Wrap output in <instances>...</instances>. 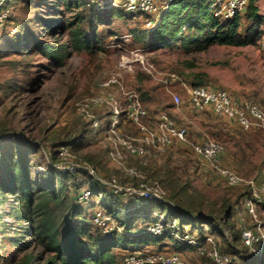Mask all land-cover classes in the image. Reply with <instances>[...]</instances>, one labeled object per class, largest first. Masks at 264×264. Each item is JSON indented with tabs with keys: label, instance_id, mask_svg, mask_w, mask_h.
<instances>
[{
	"label": "rangeland",
	"instance_id": "rangeland-1",
	"mask_svg": "<svg viewBox=\"0 0 264 264\" xmlns=\"http://www.w3.org/2000/svg\"><path fill=\"white\" fill-rule=\"evenodd\" d=\"M77 1L80 2L77 9L67 10L64 0H8L10 15L3 22L0 34V156L2 152L23 150L29 161L31 181L37 184L49 171L54 172L51 166L59 162L58 146L77 137L71 148L74 160L92 164L95 177L101 180L76 173L75 182L80 189L91 181L95 183L94 192L101 190L108 202L112 197L106 182L112 175L118 177L122 186H134L135 179L126 178L109 164L104 145L83 131L84 125L76 115L77 103L95 92V82L115 75L128 88L139 93L151 112L164 110L177 124L185 126L191 142L204 138L221 142L229 157L227 167L245 180H252L255 184L264 182V126L248 131L236 126L223 127L214 117L189 109L183 92L184 102L176 108L163 82L166 79L169 87L178 90L177 81L169 82V74L174 73L188 84L203 83L223 88L238 98L258 103L264 109V29L254 45H214L207 51L190 53L179 43L152 46L150 39L143 37L144 17L127 13L119 3L114 6L110 4L111 0ZM78 11L85 16L80 25L89 34L94 27V16L109 18L106 23L96 25L103 41L92 53L69 47V23L74 21ZM240 16L243 18V14ZM250 24L243 18L241 31L244 32ZM28 35L57 49L65 46L67 55L63 65H56L41 54L14 48L22 39L28 42ZM52 155L57 159L52 161ZM160 157L158 162L148 158H135L129 162L149 178L160 181L167 190L168 201L170 193L175 192L172 187H181L175 199L191 214H212L213 224L220 225L222 206L231 204L233 212L228 222L223 225L225 227H219L217 234L214 233L217 246L223 253L234 255V264H259L256 245L244 247L240 238L242 227L252 228L255 224L242 204L244 196L250 192L249 185L228 186L224 179L203 169L189 144L172 147ZM7 164L0 163L3 176ZM67 186L66 195L72 200L75 189L70 183ZM95 197L83 206L85 221L93 207H102L99 203L101 194ZM15 198L11 192L0 196V264H14L10 256L19 257L25 253H33L36 264H44L49 254L33 237H25L24 247L14 241L8 246L5 240L2 241L3 237L13 240L24 226L9 214L10 208L16 204ZM116 198L127 208L131 205L127 195ZM256 213L264 233L263 204L256 205ZM55 214L59 221L62 220V210L57 209ZM226 225L233 227V233L226 229ZM90 231L100 234L94 228ZM139 249L133 244L112 249L113 263L122 264L126 253ZM188 252L191 259L187 261L191 264H213L196 250L189 249Z\"/></svg>",
	"mask_w": 264,
	"mask_h": 264
},
{
	"label": "trees",
	"instance_id": "trees-1",
	"mask_svg": "<svg viewBox=\"0 0 264 264\" xmlns=\"http://www.w3.org/2000/svg\"><path fill=\"white\" fill-rule=\"evenodd\" d=\"M120 1L122 2L118 0L119 3ZM258 1L248 0L242 12L235 13L231 18L219 20L213 15V0H172L161 12L158 24L151 30L144 28L143 37L147 36L151 45L156 47L179 43L186 52L190 53L207 51L213 45L233 47L254 45L262 36L264 29V13L260 12ZM64 2L67 10L77 9L80 5L77 0H64ZM241 14L243 18L251 22L244 32L241 31L243 19ZM93 18L94 27L89 34L80 25L85 20L84 14L81 11L76 12L74 21L69 23L71 25L69 47L90 53L99 48L103 38L98 33L96 25L106 23L109 18L106 15ZM28 36V42L25 43L23 42L25 39H22L14 48H21L20 51L31 54H41L56 65H63L64 57L67 55L65 46L57 49L40 38L33 35ZM79 122L84 125L83 131L90 135L87 123ZM90 137L96 142H101L92 135ZM75 138L67 141L72 147H74ZM101 143L106 148L107 155V147L103 142ZM0 159L1 165L8 163L5 167V176L0 174V196L6 192L16 195V204L10 208L9 214L14 216L20 224L24 223L13 240L10 237H3L2 241L5 240L8 246L14 241L24 247L25 237H33L44 246L49 254L44 264H114L112 249L126 248L132 244L140 247L142 244L154 243L162 239L174 241L175 246L177 243L188 245L168 232L155 235L146 231V225L158 219V216L153 214L154 211L164 215L163 222L165 223L175 220L180 232L188 230L191 233L201 234L200 237L206 233L215 236L214 233L219 232L220 226L225 227L223 225L228 222L233 212L231 204H224L220 210V225L213 224L211 219L214 216L208 212L191 214L189 209L187 210L175 199V195L181 192V187H176V189L172 187L175 192L170 193L169 202L150 200L136 207L130 200L131 205L128 208L112 194V198H109L110 201L107 202L104 198L105 194L98 189L96 193L101 194L99 203L113 214L119 230L107 234H94L90 231L91 227L82 214L83 206L75 197L81 188L75 182V175L78 172L61 171L52 165L51 170L56 173L49 171L42 182L35 184L31 181L29 161L23 150L2 152ZM56 159L57 156L52 155V161ZM87 161L90 160L87 159ZM107 161L109 162L108 158ZM90 165L95 169L92 164ZM68 183L75 189L72 200L65 192ZM87 185L93 191L95 190V183L90 181ZM126 208L128 210L123 213L119 211V209ZM57 209L63 211L60 221L55 214ZM207 225L208 227L205 228ZM226 229L233 233L231 225H226ZM243 245L247 247L244 242ZM177 249L180 248L177 247ZM255 254L258 253L255 252ZM10 259L14 261V264H36L37 260L33 253H25L19 257L12 254ZM259 264H264V247L259 252Z\"/></svg>",
	"mask_w": 264,
	"mask_h": 264
},
{
	"label": "built area",
	"instance_id": "built-area-1",
	"mask_svg": "<svg viewBox=\"0 0 264 264\" xmlns=\"http://www.w3.org/2000/svg\"><path fill=\"white\" fill-rule=\"evenodd\" d=\"M172 0H111L112 5L118 3L125 11L144 17L143 26L147 30L153 29L159 22L161 12ZM248 0H213V15L219 20L231 18L235 13L242 12ZM7 0H0V31L3 22L9 16L10 10L6 6ZM150 71L148 67H145ZM169 82L177 81L178 90L165 83L167 92L171 96L174 107L178 108L185 95L186 106L200 114L210 110L218 119H229L236 127L248 131L252 128L264 126V109L256 102L232 95L223 88L208 84H188L179 79L174 73L169 74ZM95 92L84 97L77 103L76 115L79 121L86 122L89 134L99 139L107 147V158L111 164L123 173L126 178L135 179L134 186H122L117 176L112 175L106 182L114 196L127 195L134 202V206H141L150 200L169 202L167 190L155 179L140 172L129 160L144 159L152 148L158 152H165L181 144H189L197 156L203 169L215 174L228 186L249 185L250 192L244 196L243 208L255 222L254 227H242L241 238L248 247L256 245L255 252L264 247V233L261 222L257 218L256 205H264V182L255 184L252 180H245L236 171L224 166L220 156L224 151L221 142L204 138L191 142L187 128L177 124L175 119L164 110L149 111L139 93L126 86L119 77L112 75L100 78L95 82ZM125 125L133 126L138 135L130 136L123 130ZM72 146L68 143L57 148L59 162L53 164L61 171L85 173L95 180L94 168L87 162H77L71 153ZM99 195L90 186L79 189L75 197L81 206L86 201ZM96 198V197H95ZM102 206V205H101ZM128 209H119L122 213ZM158 216L154 222L146 225V231L155 235L168 232L174 238L186 243L203 256L209 258L213 264H234L236 258L232 254L223 253L216 243V238L209 233L200 237L188 230L180 232L175 220L163 222L164 215ZM89 226L100 233L107 234L119 230L117 220L113 214L102 207H93L87 215ZM258 246V247H257ZM122 264H191L178 252L150 251L145 249L126 253Z\"/></svg>",
	"mask_w": 264,
	"mask_h": 264
},
{
	"label": "crops",
	"instance_id": "crops-1",
	"mask_svg": "<svg viewBox=\"0 0 264 264\" xmlns=\"http://www.w3.org/2000/svg\"><path fill=\"white\" fill-rule=\"evenodd\" d=\"M259 4V9L261 13H264V0H259L258 1ZM214 46V45H213ZM145 105L146 103L143 102ZM195 112V111H194ZM204 114H208L212 117L215 118V120L219 121L221 123L222 126L224 127H233L235 126L234 123L226 118L218 119L214 116V114L208 110L207 112H205ZM123 130L126 134L130 135V136H137L138 133L136 131V129L131 126V125H125L123 127ZM166 152V151H165ZM164 152H158L152 148L149 149V154L147 155L146 158L150 159L151 161H160V156L163 154ZM220 160L221 163L226 166L227 161L229 160V157L227 156V152L223 151L221 156H220ZM109 164H111L109 162ZM112 166H114L116 168V166L114 164H111ZM220 179L222 180V178L220 177ZM220 180V181H221ZM119 200V199H118ZM131 200V199H130ZM120 201V200H119ZM174 241L170 240V239H162L158 242H154V243H147V244H142L140 245V249H145V250H150V251H162V252H178L180 253L186 260L191 259L190 253L188 252L189 249L195 250V248H193L192 246H188V245H184L182 243H177L176 246L173 244ZM180 248L179 250L177 249ZM197 252V251H196Z\"/></svg>",
	"mask_w": 264,
	"mask_h": 264
}]
</instances>
